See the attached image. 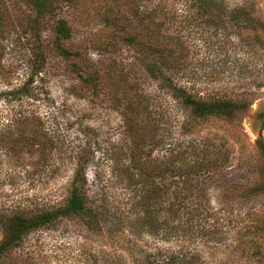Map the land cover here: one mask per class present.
I'll return each instance as SVG.
<instances>
[{"label":"rangeland","instance_id":"374dc122","mask_svg":"<svg viewBox=\"0 0 264 264\" xmlns=\"http://www.w3.org/2000/svg\"><path fill=\"white\" fill-rule=\"evenodd\" d=\"M1 2L5 6H0V14L8 24L0 25V221L6 223L17 211L28 214L63 204L74 177L70 157L87 142L95 146L87 169L89 194L106 199L113 207L132 197L131 189L114 172L112 155L118 153L121 163H128L125 151H130L131 139L123 106L116 98L119 91L122 101L127 100V85L119 80L122 69L130 72L129 80L138 91L146 92L151 107L164 106L174 123L166 147L154 154L162 157L179 142L190 147L195 140L199 143L206 136H216L228 157L227 182L236 192L225 198L224 189L212 182L201 184L203 192L197 188L185 196L189 207L196 201L211 202L214 218L221 224L214 239L186 229L169 240L129 230L115 237L102 236L88 232L78 220L66 219L26 234L18 246L1 256L0 264H88L90 252L102 261L107 253L121 257L119 264H142L147 252L158 254L161 249L180 259L197 254V264H264V229H257L264 224V116L259 118L255 108L264 100V26L258 23H264V0H217L213 13L221 17L220 24L203 18L194 4L198 0H62L58 11L72 27V37L66 41L71 53L63 56L49 42L54 24L53 17L49 18L42 29L48 63L35 83L36 97L17 101L7 99L5 92L20 86L30 71L28 40L32 36L16 25L19 20L13 23L12 1ZM158 6L163 7L175 41L180 40L185 48L186 84L205 96L246 98L251 103L246 111L232 120L201 121L194 134H182L180 122L188 118V112L148 74L137 50L125 44L138 12ZM243 7L244 18L234 20L235 11ZM26 10L24 6L19 13L25 15ZM117 10L124 19L120 26L107 22L108 18L113 22ZM94 71L100 75L98 87L88 82L89 72ZM151 110L154 115L157 109ZM31 116L34 126L27 122ZM254 119L256 130L250 126ZM46 130L58 142L53 147L52 167L47 166L41 149ZM33 134L35 146L30 139ZM259 183L262 191H244ZM207 216L204 213L196 223L203 224ZM3 237L4 230L0 241Z\"/></svg>","mask_w":264,"mask_h":264},{"label":"trees","instance_id":"16d2710c","mask_svg":"<svg viewBox=\"0 0 264 264\" xmlns=\"http://www.w3.org/2000/svg\"><path fill=\"white\" fill-rule=\"evenodd\" d=\"M11 1L12 9L16 13L13 23L19 20L16 25L20 24L32 36L28 40L30 71L20 86L5 92L7 99L17 101L25 97H36L35 83L48 63L45 45L47 40L44 39L42 32L48 19L53 17L54 22L49 42L59 54L67 57L71 51L67 49L66 41L72 37V27L65 16L59 15L62 0ZM4 4L0 0V6ZM194 4L199 5L203 18L206 17L208 22L221 23V17L213 13L217 0H198ZM24 6L28 8L25 15L19 13ZM218 6L221 7L219 4ZM162 10L163 7L158 6L152 10L143 9L138 12L135 27L127 32L125 44L137 50L148 74L188 112V118L180 122L182 134H194L195 125L201 121L212 118L232 120L238 112L246 111L251 105L246 98L236 100L220 94L205 96L186 84L188 62L184 54L185 48L180 40L176 42L175 36L170 33V22ZM235 12L232 16L234 20L244 18L246 14L244 7L238 8ZM246 18L249 19L248 16ZM121 20L123 22V16L117 10L113 22L111 18H108L107 22L120 26ZM7 22L6 17L0 14V25L6 26ZM258 23L261 27L264 26L259 20ZM4 29L1 27V30ZM121 71L119 80L122 79L127 85L124 87L127 91L125 95L127 100L122 101L125 99L121 98L119 91L116 98L123 106L125 129L131 139L130 151L128 154V150L125 151L128 163H121L122 155L118 153L112 155L114 172L119 182L131 189L132 197L124 202L126 206L123 203L113 207L106 199L99 200L89 194L87 169L93 160L95 146L92 142H87L70 157L74 163V177L70 195L63 204L28 214L17 211L5 221L6 223L0 221V232L2 226L4 230V237L0 241V258L18 246L29 232L51 228L66 219L78 220L88 232L102 236L115 237L129 230L134 233L158 235L169 240L174 234H181L186 229L198 232L209 240L220 233V220L214 218L216 215L213 214L210 201L192 202L191 207L185 201V196L192 195L197 188L202 187L201 184L208 185L212 182H217L219 187L224 189L222 194L225 198L229 199V196L236 192V189L227 182L225 168L228 157L218 146L216 136H206L203 141L199 139L202 141L199 143L195 140L194 145L190 147L179 142L162 157L155 155L154 152L166 147L174 123L164 106L151 107L146 92L138 91L135 84H131L130 72L123 69ZM99 80L98 72H89L88 82L98 87ZM152 108L157 109L154 115ZM27 120L34 126L32 116ZM31 132L35 133V128H31ZM42 137L44 144L41 149L46 154L47 166L52 167L53 147H58V142H55L56 136L47 130ZM34 138L35 134L30 137L33 146L36 144L32 140ZM204 189L205 187L200 189V192ZM262 190V183L244 187L247 194H256ZM204 213L208 215L206 222L196 223L197 218H202ZM185 214L187 220L184 218ZM260 228L263 230L264 224H258L257 229ZM132 248L135 249L134 246ZM104 254L107 257L102 261L96 253L90 252L87 260L89 257L91 260L88 264H119L122 260L121 257ZM184 257L180 259L173 253L161 249L158 254L147 252L142 264H197V254L189 258Z\"/></svg>","mask_w":264,"mask_h":264},{"label":"water","instance_id":"95a60500","mask_svg":"<svg viewBox=\"0 0 264 264\" xmlns=\"http://www.w3.org/2000/svg\"><path fill=\"white\" fill-rule=\"evenodd\" d=\"M257 111H259L258 112V117L259 118H263V116H264V100L261 102V104L259 105V108H258V110ZM257 117V118H258ZM2 236H3V226H2V228H1V232H0V239L2 238Z\"/></svg>","mask_w":264,"mask_h":264},{"label":"bare ground","instance_id":"6f19581e","mask_svg":"<svg viewBox=\"0 0 264 264\" xmlns=\"http://www.w3.org/2000/svg\"><path fill=\"white\" fill-rule=\"evenodd\" d=\"M258 102H259V101H258ZM260 104H261V103H259V104H257V105L255 104V105H256L255 108H259V105H260ZM250 126L253 127L254 130H256V128H257V121L254 119L253 122L250 124Z\"/></svg>","mask_w":264,"mask_h":264}]
</instances>
